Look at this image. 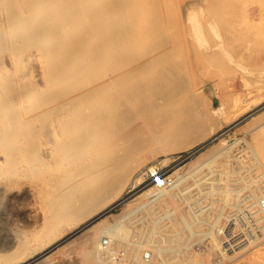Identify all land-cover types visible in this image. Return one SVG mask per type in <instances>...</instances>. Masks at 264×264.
<instances>
[{"label":"rangeland","instance_id":"rangeland-1","mask_svg":"<svg viewBox=\"0 0 264 264\" xmlns=\"http://www.w3.org/2000/svg\"><path fill=\"white\" fill-rule=\"evenodd\" d=\"M105 1L93 0L91 7H88L89 10L87 9L89 12L85 9L86 13L84 11L76 13V21L72 23L73 28L63 17L66 9L64 6L60 8L61 2L51 0L47 5L37 4L34 7L38 15L35 24L38 27L42 25V28L46 29L44 34L47 35L43 37L49 38L50 41L47 40V43L53 38L51 34L49 37L50 30V33L53 30L58 32L56 34L59 42L65 45L62 47L64 50L62 56L66 62L68 61L70 77L48 88L44 79L47 78L46 61H40L36 54L22 60L23 55H20V52L18 54L10 52L8 44L1 39L0 95L18 100L16 104L21 111L24 109L31 111L33 105L38 102L46 105L54 91L58 92L69 86L94 87L101 82L104 74L128 70L130 79L127 83L132 84V93L129 96L125 95L127 101L122 102L118 109L125 112V106L129 103L137 109L144 98L140 91L151 88L152 92L149 96L155 98L157 103H166V109L161 115L163 126L171 124L183 128V131L189 127V131L175 133L173 138L167 136V139L160 144L166 147L164 151L153 155L149 154V149L155 148L156 144L139 139L125 140L128 135L123 134L118 144L112 146L106 139L107 132H104L98 135V138L107 141L105 142L107 149L101 157L95 150L87 149L83 154L84 158L80 156L74 160L75 162L65 164L66 167L62 162L57 161L58 163L54 162L51 165L52 169L46 167L41 168L40 171L33 167L32 156L28 153L26 155L17 148L13 149L12 154L15 163L7 162L3 153L4 146L0 143V264H21L22 258L30 259L32 256H37L33 264H98L95 261L83 260L76 249L69 251L64 249V246L67 247V241L73 239L72 242L76 241L75 239L82 232L68 237L71 229L75 227V217L71 216L73 218L59 222L48 207L50 200L59 192V188L56 189L54 186H59L56 177H64L66 174L70 175L65 176L66 179H70L68 181L70 184L74 180L86 179L91 174L90 177L96 179L93 180L94 183L104 187L103 196L95 198L96 208L93 213L90 212V215L88 214L78 223H84L89 219L91 221L97 217L103 219V225L108 223L111 228L107 234L109 236L111 234L112 239L104 245L107 244L111 248H108L109 252H105L104 248L101 253H106L107 257L114 260L113 262L111 260L112 264H130L133 255L126 254L128 249L134 250L136 257L141 255L142 251L143 255L147 252L151 256L150 248L139 242L140 237L148 232L156 235V239L158 237L163 246L167 245V250L161 252L163 254L154 253V259L150 261L151 263L154 261L152 264H264V208L258 203V200H264V155H262L264 151V22L258 19H264V0H148L151 5L143 8L140 4L135 11L131 7L130 0L126 2L113 0L117 4L112 0ZM5 2L7 0H0L1 30L5 26L4 23L8 22L6 19L10 16L11 10L13 11L18 4L15 2L6 5ZM109 3L110 16L106 13L99 17L97 12L94 13L99 5L108 4L109 7ZM246 5L253 9L247 10ZM112 6L115 8L112 9ZM149 7L152 8V13L158 16L155 17L161 27L159 36L156 31L151 36L145 34ZM134 12L141 19L131 15ZM80 13L84 16L85 14L88 16V13L97 16L89 15L90 19H88V17L83 18ZM79 14L80 17L82 16L81 19ZM51 18H54L53 22ZM54 21L60 23L58 24L60 28ZM23 22L12 23L9 38L19 39L23 35L21 34L25 31L21 29ZM50 22L52 26L55 24L53 28ZM76 24L79 26H75ZM67 25L70 27L67 28ZM87 29L89 32L86 31ZM140 29L143 30V34ZM69 30L72 31V35ZM161 38H163L162 42L165 41L163 44ZM67 43L70 48L67 47ZM20 47V51L26 50L25 46ZM65 47L79 54L67 57L68 51ZM158 51L166 52L167 58L165 65L168 68L161 73L158 71L160 66L155 68L150 65L152 64L150 56ZM15 57H19L18 60ZM85 61L88 63L87 68ZM151 82H153L152 86L149 85ZM47 88L54 90L48 92ZM38 90L43 93L40 94ZM44 99L45 101H42ZM237 106L238 111L233 114L232 111ZM3 111L0 108L1 131L5 128ZM124 123L125 119L120 118L113 120L112 126L117 127L120 124L125 126ZM27 124L31 125L29 119ZM23 127L28 126L23 125ZM201 128L207 129L206 132L209 128L213 129L207 136L199 138ZM24 136L21 129L9 133L14 143L25 142ZM180 140H188L192 144L169 151L168 148L173 144H179ZM200 143L201 146L196 147L193 153L188 152L190 147L198 146ZM250 147L254 148L261 158L256 156ZM146 154L150 157L143 160V155ZM79 158L81 161H78ZM82 160L85 163L91 161L93 164H90L91 169L89 166L88 170L80 171L84 164ZM76 162L81 163L76 164ZM153 164L162 169L167 177L166 182L160 188L153 187L149 193L142 194L140 193L142 190L151 186L143 181L142 174ZM69 165L74 168H70ZM94 166L95 168H92ZM77 172L80 174H76ZM79 175L81 177H78ZM53 176L55 178H52ZM136 177L140 179L136 181ZM166 192L168 199L161 200L160 196L162 193L167 194ZM77 204L79 206L80 201L75 199L66 206H77ZM130 206L135 207L133 211L122 216L112 225L111 215L118 213L123 207ZM60 229H64L63 234L56 236ZM102 236L107 238L106 233ZM215 240H219V243L216 244ZM102 263L101 261L100 264Z\"/></svg>","mask_w":264,"mask_h":264},{"label":"bare ground","instance_id":"bare-ground-1","mask_svg":"<svg viewBox=\"0 0 264 264\" xmlns=\"http://www.w3.org/2000/svg\"><path fill=\"white\" fill-rule=\"evenodd\" d=\"M50 1L51 0H7V2H5V3H7L6 5H8V4L11 5V4H14L15 2H17L18 4H17V6L15 7V9L13 11L11 10L10 16L6 19L9 23L8 22H7V24H6V22L4 23V25H5L4 28L2 26L3 30H1V28H0V30H1V32H0V37H1L0 41L2 39V41L4 40V42L8 44V48H9L8 50L10 52H13L15 54H18V52H20L19 54L23 55V57H22L23 59L22 60L28 59L32 54H36L39 57L40 61H42V60L46 61L45 63H46V75H47V78H44V79L46 81L45 84H46V86H48V88H50L56 82L57 83L58 82H62L63 80H65V79L70 77V75L68 73V70L70 69V68L68 69V67H69L67 65L68 61L66 62L65 59L62 56V52L64 51L62 49V47H64L65 45L63 46L62 43L59 42L58 36L56 34L58 32L53 30V32L50 33L51 32V30H50L49 37H50V34H51V37H53V38H51L52 40H51L50 43H47V40L49 38L44 39V37H43L45 35L44 33H46L45 32L46 29L44 30V27L42 28V25L40 27H38V25L35 24V21H36V18L38 17V15L35 13L36 9L34 10V7L37 4H39V5L40 4L41 5L42 4L43 5H47V4L50 3ZM56 2L57 3L61 2L60 4H62V5H60V8H62V6L65 7V9H66L65 10V15L63 13H61V14L64 15L63 17H64L65 21H67L66 23H69L71 25V27L73 28L72 23H74L76 21V17H75L76 13H79V12L83 13V11L85 9H86V11H88L89 10L88 7L89 6L91 7V3H93V0H60V1L56 0ZM94 2H95V0H94ZM101 2H102V0H101ZM125 2H126V0H125ZM125 2H124V4H126ZM130 2H131V7L134 8V11H135L136 7H138V5H140V4L143 6V8H146L148 5H151L148 0H130ZM113 3H116V2L113 1ZM128 3H129V1H128ZM51 4H53V3L51 2ZM157 4H159V3H157ZM107 5L106 4L99 5L98 8H96V10L94 9L95 10L94 13L96 14V12H97L98 16L101 15V14L104 15V14L108 13V9L111 8V7H110V3H109V7ZM153 5L156 6V4H153ZM50 6L52 7V5H50ZM3 7H5V6H3ZM64 7H63V9H64ZM114 8L115 7H113L112 9H114ZM53 9H52V11H53ZM246 9L250 11V9H253V8L250 7L249 5H246ZM86 11H84V13H86ZM127 11H128V9H127ZM152 11L153 10H152L151 7H149V10L147 9V12H148V14H147V17H148L147 18V22L148 23L146 22L147 23V27H146V30H144V31H145V34L148 35V36H149V34L151 36L152 33L156 31L158 33L157 35L159 36V35H161V27H160L159 24H157L158 21H156V17H155V16H157L156 13L153 14ZM60 12H62V11L60 10ZM129 12H127V13H129ZM141 12H142V10H141ZM54 13H56V12H54ZM90 13H91V11H90ZM80 14H79V17H80ZM92 14H93V12H92ZM92 14L88 13V16L92 15ZM108 14H109L108 16H110V13H108ZM136 14L137 13L134 12V14H131V15H134L135 18H138V15L136 16ZM81 15L84 16L83 14H81ZM131 15H130V17H131ZM88 16H87V14H85V16L83 18H86ZM92 16L96 17L97 15L96 16L92 15ZM49 17H51V16H49ZM77 17H78V15H77ZM81 17L79 19H81ZM103 18H105V17H103ZM53 19H52V22H53ZM88 19H90V18L88 17ZM138 19H141V18L139 17ZM258 19H259L260 22H264L263 18H258ZM18 21H24L23 22L24 24L21 26V29L25 30V31H24V33L20 32L23 35H21V37L19 39L18 38L15 39V37H14V39L9 38L10 36H8V35L11 33L9 30L12 28L11 27L12 23H17ZM55 21H56V19H55ZM52 22H50V24ZM78 22H79V20H78ZM132 22H134V21H132ZM80 23L81 22H79L78 24H80ZM96 23H98V22H96ZM58 24H60V23L58 22ZM58 24H57V27L60 28V25L58 26ZM6 25H8V26L6 27ZM64 25H66V24H64ZM68 25H67V28L70 27V26L68 27ZM43 26H44V24H43ZM51 26H52V24H51ZM53 26H52V28H53ZM75 26H79V25L76 24ZM58 28H54V29L58 30ZM93 28H94V25H93ZM136 28H137V26H136ZM13 29H14V27H13ZM49 29H50V27H49ZM65 29H66V27H65ZM90 30H92V29H90ZM8 31H9V33H8ZM60 31L61 30H59V32ZM86 31L89 32L88 29ZM86 31H85V33H86ZM142 31L143 30H141V33H142ZM65 32H68V31H65ZM69 32H70V30H69ZM71 32H70V35H72ZM137 32H138V30H137ZM46 35H45V37H46ZM58 35H60V34H58ZM118 35H119V33H118ZM11 36H13V35H11ZM131 36H132V34H131ZM152 38H155V37L152 36ZM81 39H79V40H81ZM162 39L163 38H161V42H162ZM165 39H166V37H165ZM86 40H88V39H86ZM155 40H156V38H155ZM48 41H50V40H48ZM61 41H63V40H61ZM163 42H165V41H163ZM163 42H162V44H163ZM152 44H154V43H152ZM158 44H159V42H158ZM19 45L20 46L21 45L25 46L26 50L22 49V51H20L19 49L21 47ZM66 45H67V47H69L68 43ZM5 46H4V48H6ZM161 46H163V45H161ZM71 48H73V47H71ZM100 48H105V47H101L100 46ZM65 49H66V47H65ZM66 50L68 51L67 52V55H68L67 57H71V55L76 56L75 54H77V55L79 54L77 52H74L73 49H69V50L66 49ZM100 51H102V50H100ZM165 53L166 52L158 51V52H155L152 56H150V63H152L150 65L152 67H155V68L160 66L159 70H158L159 73H161L162 71L164 72L168 68L165 65V63L167 62V58H166ZM101 54H100V56H101ZM74 56H72V57H74ZM103 57H104V55H103ZM116 57H117V55H116ZM119 57H120V55H119ZM18 58L19 57H17L16 59L18 60ZM138 58H140V57H138ZM67 59L68 58H66V60ZM82 60H84V59H82ZM100 60H102V59H100ZM87 61H88V59H87ZM87 61H85V63H87ZM112 61H113V59H112ZM121 61H119V62H121ZM116 63H118V62H116ZM124 64H125V62H124ZM15 65H17V63H15ZM87 65H88V63L86 64V68H87ZM115 65L116 64L114 63V66ZM108 66L111 67L112 65H108ZM91 67L93 68V66H91ZM94 67H96V66H94ZM92 68H89V70H92ZM139 68H140V66H139ZM99 69H98V71H100ZM116 69H118V68H116ZM124 69L126 70L125 66H124ZM76 70L74 72H76ZM108 70H110V69H108ZM77 71H79V70H77ZM130 71H131V69H130ZM138 72H139V70H138ZM138 72H137V74H138ZM40 73H41V71H40ZM71 73H72V70H71ZM81 74H83V73L81 72ZM41 75L43 76L42 73H41ZM129 75H130V72L128 70L125 71V72L119 71V72H116V73L104 74V76H102L103 79L101 80V82L98 85H95L94 87H88L87 86V87H83L82 88V86H80L81 88L80 87L79 88H77V87L76 88L75 87L72 88V87L69 86V88L67 87L66 89L60 90L58 92L54 91V93L51 94V96H49V99L46 96V98L49 100V101L47 100L48 101L47 104L44 103L46 105H41L38 102L36 105H33L34 107L31 110L32 112L28 111V110L25 111L26 109H24V111H21L18 108L17 104H16L18 100L16 101L15 99H12L11 97L7 98V97H3V96L0 95V108H2L4 110L3 111L4 112L3 122L5 124L4 131L0 130L1 131L0 132V143H2L3 146H4L3 153L5 155V158H7L6 161L15 163L16 160L12 156L13 151H14L13 149H15V148L21 150L23 153H26V155H27V153H28V155H31L32 158H33L32 165L34 163L33 167L39 169V171H40L41 168H44V169L46 167L47 168L48 167L51 168V165L54 162H57V161L62 162L64 164L63 166H65V164H69L70 162H73L75 159H77L80 156H82L81 158H84L83 154H84L85 150H87V149L95 150V152L101 157L102 155H104V152L107 149V148H105V145H106L105 142H107V141L102 139V138H98V135L103 134L104 132H107V138L106 139L108 140V143L110 145H112V146L113 145L116 146V144H118L119 138L124 134L125 136L128 135L127 139H125V140L134 141V140L139 139L140 141L142 140V141H145V142H151L153 144H156L155 148L152 147V149H149L150 150L149 151L150 155H153V154L158 153V152L160 153L161 151L163 152L164 148H166V147H163L164 144L162 146L160 144L167 139V136H170V137L173 138L175 133H180V131L185 133V131H187L189 127L187 128V130L183 131L182 130L183 128H179L178 126H176V127L175 126H171V124H167V125L163 126V124L161 123V115L163 114V112L166 109V107H165L166 103H164V104L157 103L155 98H153L152 96H149L150 93L152 92L151 88H147V89H144V90L140 91L141 92L140 94L143 95L144 98H143L142 103L138 106L137 109H134L133 105L131 103H129L128 105L126 104V106H125L126 111L125 112H121L118 109V106H120V104L122 102L127 101L126 96H129L132 93V89H131V85L132 84L131 83H127V81H129V79H130ZM164 75L165 74H163V76ZM98 78H100L99 75H98ZM83 80L84 79H82V81ZM165 80H167V79H165ZM78 82H80V81H78ZM67 83H69V82L67 81ZM92 83H94V82L92 81ZM92 83H90V84L92 85ZM58 85L60 86V84H58ZM83 85H84V83H83ZM149 85L152 86L153 82L149 83ZM71 86H73V85H71ZM48 88H47L48 92L51 89H52V91L54 90V88H51L50 90ZM55 88H57V87H55ZM1 90L2 89L0 88V92H1ZM42 91L43 92L45 91L44 88H43ZM37 92H39V90ZM43 92H39V93L41 94ZM144 92H146L145 93L146 95L144 94ZM40 94H38V96ZM40 96L42 97V95H40ZM45 99L42 100V101H45ZM236 102L237 101L235 99V102H234L235 106H236ZM18 104H20V103H18ZM237 109H238V106L232 111V113L235 114L238 111ZM120 118H124L125 119V123H124L125 126H122L121 124L119 126H117V127L116 126H112L113 120H119ZM28 119L31 121V125L27 124V120ZM167 123H169V122H167ZM193 123H195V121ZM23 125H27L28 127L24 128ZM196 125H195V127H196ZM193 127H194V125H193ZM197 128H199V127H197ZM19 129H21V131L25 134V136H24L25 137V139H24L25 142H23V143H14L11 140V138L9 137V133H10V131H13V130H15L17 132V131H19ZM212 129L209 128V130L207 132L205 131L207 129H205V130L203 128L199 129L200 133L199 132L198 133L201 134V135H198V136H200L199 138H203V137L207 136V134H209V132H211ZM197 131H198V129H197ZM181 134H183V133H181ZM44 136H46V137H44ZM125 136H123V137H125ZM176 136H178V135H176ZM192 136H193V134H192ZM187 138H189V137H187ZM190 141H191V139H190ZM190 141H188V140L181 141L179 144L171 145L168 149L170 151V150H176L178 148H184L185 146H189V145L191 146L192 143ZM141 143H143V142H141ZM259 143H262V142H259ZM200 146H201V143H200V145L198 144V146L190 147L188 152L191 154V153H193L195 151L196 147L198 148ZM250 148L253 150V153L256 156L261 158L260 155L254 150V148H252V147H250ZM263 149H264V147H263ZM262 153H263L262 155H264V151ZM149 154L148 155L147 154L143 155L144 156L143 160H145L148 157H150ZM141 157H142V155H141ZM93 158H94V156H93ZM143 160H142V162H143ZM78 161H81V159L78 160ZM139 161L141 162V159ZM92 162H97V161H92ZM0 163H1V161H0ZM5 163H3V165H6ZM79 163H81V162H79ZM79 163L76 162V164H79ZM90 164H92L91 161L87 162V163L84 162V164H82V166L80 165L81 166V170L80 171L88 170L87 168H89ZM95 164L96 163H94V165ZM26 165L28 166L29 164H26ZM58 165L62 166L60 164H58ZM11 166H12V164H11ZM69 167H70V165H69ZM69 167H67V168L69 169ZM71 167H73V166H71ZM67 168H65V170ZM78 168L80 169V167H78ZM92 168H95V166L92 167ZM9 169H10V167H9ZM44 169H42V170H44ZM90 169H91V166H90ZM14 170H15V168H14ZM65 172H67V171H65ZM90 172L91 171H89V173ZM108 172H109V170H108ZM108 172H107V174L109 175ZM85 173H83V174H85ZM59 174H58V176H61ZM72 174H75V173H72ZM76 174H80V173L77 172ZM90 175L88 177L86 176L87 177L86 179L82 178V180H80V181L74 180L72 178L74 180V182L72 183L70 181L71 184L68 182L70 179L69 180L66 179V177L70 176L69 174L66 177L65 176L64 177H59V178L56 177L57 181L59 182L58 183L59 186L58 187H57V185H54V186H56V189L59 188V192L58 193L56 192L57 193V195H55L56 197L54 196V198L50 200V202L48 203L49 204L48 207L51 209L50 210L51 213L53 212L52 214L54 215V218L59 220V222H63L65 219L67 220V219L75 217V219H74L75 223H76L74 225L75 227L73 229H71L72 231H70L71 233L69 234L68 237H70V236H72V235H74V234H76L78 232H82L81 235H79V237H77V238H80V239L76 238L75 239L76 241H74V242H72L74 239L72 241H67V243H66L67 247L64 246L65 250H68V251L72 250V249L78 250L80 252L81 256H82V259L85 260V261H89V262L95 261L98 264H100V262L102 261L103 262L102 264H112V262L114 260H112L110 257H107L106 253L105 254L101 253V250L104 249V248H105L104 249L105 252L106 251L109 252V250H110V249H108L110 247L109 245H107V244L104 245V243H108V241H110L112 239L111 234H110V236H109V234H107V231L110 230V228H111V227H109V225H107L108 223L106 225H103V223H102L103 219H98V217L93 219V220H91V221L89 219V220L85 221L84 223H78L79 220H81L82 218H85V216H87L88 214L90 215V212L93 213L92 211L95 210V208H96L95 207L96 206L95 205V202H96L95 198H99L100 196H103L102 191H103L104 187L99 186V185L97 186L94 183V181H93V180H96V179H94L95 177L93 176L94 178L92 179L90 177ZM94 175L96 176V174H94ZM62 176H63V174H62ZM71 176L74 177V175H71ZM78 177H81V176L79 175ZM78 177H76V179ZM52 178H55V177L53 176ZM138 179H140V178L136 177L135 180L137 181ZM54 180H52L53 183L55 182ZM52 181H51V183H52ZM55 184H56V182H55ZM52 186H53V184H52ZM105 187H107V186H105ZM157 188H160V187H157ZM151 190H153V186H150L149 188L142 190L140 193H142V194L143 193H149ZM166 195H168V193L167 194L162 193V196H160V199L164 200L165 198L168 197V196L166 197ZM157 196H158V200H159V195H157ZM75 199L80 201V205L79 206H78V204H77V206H72V205L66 206L67 204H70L72 202V200H75ZM260 201L258 200V203H260ZM133 208H135V207L134 206H132V207L131 206L130 207H123L122 209H120V211L118 213L116 212V214H112L111 215V218H112L111 224L113 222L115 223L116 221H118L122 216H126L129 213H131L133 211ZM71 216H73V217H71ZM181 219H182V217H181ZM161 226H163V225H161ZM164 227H165V225H164ZM164 227H162V228H164ZM162 228H160V229H162ZM63 231H64V229H60V231H58L55 235L56 236L57 235L60 236V234H63ZM112 231H113V229H112ZM117 231H118V229H117ZM159 231H162V230H159ZM103 233L104 234L106 233L107 238H104L103 236L101 237V235ZM150 233H152V232H150ZM50 238L52 239V237H50ZM140 238H141V240L139 241L140 244L141 245L142 244L147 245L150 248V251H152L151 252L152 254L150 256V253H148V256L146 257L147 259H144L143 251L141 252V255H138L139 257L138 256L136 257L135 252H133L134 250L130 251L128 249V250H126V254L128 256L129 255H133V258H132V261L130 262V264H152V263H154V261H152V263L150 261L152 260L154 253L157 252V253L160 254L162 251L167 250V247H166L167 245L163 246L159 242L158 237H157V239H158L157 240L156 239V235L154 236L153 233L149 234V232H148L147 234H144ZM103 239H104V241H103ZM135 240H137V239H135ZM99 241H101V242H99ZM119 241H121V240H119ZM215 242H216V244H218L219 240L218 241L215 240ZM135 243H137V242H135ZM137 244H139V243H137ZM98 245H100V247ZM117 245H118V243H117ZM141 248H142V246H141ZM169 248H171V247H169ZM64 249H61V250H64ZM132 249H133V247H132ZM68 251H66V252H68ZM60 253H62V252H60ZM138 253H140V251ZM161 254H163V253H161ZM140 256L142 258H140ZM36 257H33V256L31 258L28 257L30 259H27L26 257L22 258L21 259V262H22L21 264H31L32 262H34L33 260ZM111 260H112V262H111ZM116 262H118V260Z\"/></svg>","mask_w":264,"mask_h":264},{"label":"built area","instance_id":"built-area-1","mask_svg":"<svg viewBox=\"0 0 264 264\" xmlns=\"http://www.w3.org/2000/svg\"><path fill=\"white\" fill-rule=\"evenodd\" d=\"M142 175H143V181H145L146 184H150L151 186L156 188L163 186L167 179L162 169L156 164L147 167ZM260 203L264 208V200H261ZM147 256L148 253L147 252L144 253V257Z\"/></svg>","mask_w":264,"mask_h":264}]
</instances>
